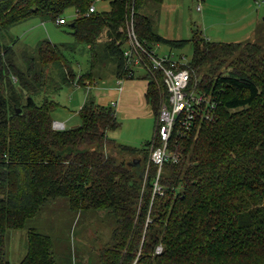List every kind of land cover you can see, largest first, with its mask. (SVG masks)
<instances>
[{"label":"trees","instance_id":"obj_1","mask_svg":"<svg viewBox=\"0 0 264 264\" xmlns=\"http://www.w3.org/2000/svg\"><path fill=\"white\" fill-rule=\"evenodd\" d=\"M98 1L0 0V32L32 18L64 20L74 10L75 43L88 47L94 59L89 72L78 73L62 45L44 41L24 72L14 49L0 45V264H10L8 232L24 230L60 198L69 200L72 211L104 210L116 219L100 264H264V44L217 43L198 31L190 40H169L155 28L164 0H110L108 11L88 14ZM130 22L156 55L161 45L193 47L191 61H179V68L190 71L191 86L196 82L215 109L212 120L199 115L183 136L174 131L170 150L179 162L162 168L163 195L154 192L159 168L150 161L152 147L161 145L158 115L170 98L163 74L146 71L156 125L153 140L141 148L110 137L121 127L116 110L90 94L104 37L113 73L120 80L136 78L122 48ZM53 66L63 68L65 86L88 91L81 125L63 131L53 129L52 113L60 104L51 97L38 101L49 90ZM137 159L141 169L130 166ZM28 234L20 264H57L52 239L34 229Z\"/></svg>","mask_w":264,"mask_h":264},{"label":"rangeland","instance_id":"obj_2","mask_svg":"<svg viewBox=\"0 0 264 264\" xmlns=\"http://www.w3.org/2000/svg\"><path fill=\"white\" fill-rule=\"evenodd\" d=\"M99 1L96 3L98 11L110 9V0ZM257 2L264 3V0H206L203 4L198 0H175L178 8L171 13V19L175 21L176 28L171 29L172 26L167 25L166 22L165 32L173 40H190L194 36V31H198L204 38L217 43L256 41L264 44V4L259 6ZM256 16H259L260 20L256 27V38L237 42L235 31L241 29V25L244 27L250 18ZM162 17L164 18V15ZM74 18L75 11L70 10L66 14L67 24L65 25L39 18L29 19L7 31L0 32V45L14 49L15 64L24 72L30 68L32 61L38 58L39 46L44 41L62 45L63 54L70 60L74 71L89 72L94 59L88 47L75 43L70 26ZM157 19L158 17L155 19L156 24ZM242 32L244 29L240 33ZM104 40L105 37L97 50L100 66L94 76L97 89H92V95L96 100V93L105 91L103 89L113 85L115 81L113 70L116 65L106 56ZM127 47L128 44L125 43L122 48L125 50ZM155 51L159 56L172 53L174 58L182 64L189 63L193 56L191 45L184 50H172L168 46L161 45ZM36 67V72L39 74L41 66L37 64ZM59 67L51 68L49 90H44L38 101L43 104L46 98L51 97L60 104L52 113L55 121L64 122V117H70L69 124L79 126L81 119L77 114L79 110L77 105L82 104L86 99L85 90L65 86L60 72L63 68ZM134 69L138 77L146 75L142 67L136 66ZM60 85H64L63 88ZM117 118L121 127L112 131L110 135L118 143L141 148L153 140L155 119L132 120L122 115H117ZM115 226L116 219L107 211L75 212L71 210L67 198H60L49 202L24 230L8 232L6 259L10 264H20L23 261L28 252L29 230L34 229L52 239L57 264H100V255L110 243Z\"/></svg>","mask_w":264,"mask_h":264},{"label":"built area","instance_id":"obj_3","mask_svg":"<svg viewBox=\"0 0 264 264\" xmlns=\"http://www.w3.org/2000/svg\"><path fill=\"white\" fill-rule=\"evenodd\" d=\"M257 4L260 6L264 3L257 2ZM96 11L97 8L94 4L88 14ZM65 20L67 21L66 18L61 19L57 23L66 24ZM127 34L128 47L124 52V57L128 64L134 68L140 66L145 71L152 69L161 72L170 95L169 104L162 106L158 115L157 140L161 145L153 146L150 153L151 163L159 168L154 192L163 195L162 187L159 184L162 168L169 161L179 162V155L170 150V141L174 131H177L179 136H183L184 133L193 128L194 121L199 115L203 120H212L214 114L211 111L215 109L209 97L198 90L196 82L194 86H191L190 71L179 68L180 63L173 55L159 56L146 49L137 37L133 22L128 24ZM53 129L61 131L65 129V125L55 121L53 122ZM161 252L162 248H158L157 253L160 254Z\"/></svg>","mask_w":264,"mask_h":264},{"label":"crops","instance_id":"obj_4","mask_svg":"<svg viewBox=\"0 0 264 264\" xmlns=\"http://www.w3.org/2000/svg\"><path fill=\"white\" fill-rule=\"evenodd\" d=\"M198 1L201 4L206 2V0H198ZM177 8L178 7H176L175 0H164L163 5L161 6L160 14L157 19V24L155 22V28L158 31V33L169 40H173V39L170 36H168L165 32L166 22L167 25L172 26L171 29L176 28L175 21L171 19V13H174L175 10H177ZM198 10H200V7H198ZM162 15H164V18L162 17ZM259 21H260L259 16H256L250 18L248 24H246L244 27L241 25L240 26L241 29L235 31L237 37L236 41L237 42L247 41L252 37L255 39L257 34L256 27L258 26ZM242 29H244V32L240 33ZM87 49L89 50V48ZM113 76L115 78L114 84L103 89L105 91L102 92L98 91L96 93L97 102L100 105H104V106L113 105L116 110V114L118 113L117 115H122L132 120L145 119V121H147L149 119L151 120L155 119L153 109L148 104L146 99L149 82L145 78V76L142 77L137 76L135 79H130V80H120L117 78L115 73H113ZM73 87L76 86L73 85ZM76 88L79 89L83 88L85 90L86 99H87L88 96L87 88L81 86H77ZM93 88L97 89V85L95 84V82L93 83V85H91L90 94H92ZM86 99L83 100L84 102H82V104L77 105L79 109L77 113L78 115ZM70 122H71L70 117H64L63 123H65L66 129L77 127L75 125L69 124ZM110 137L112 136L110 135Z\"/></svg>","mask_w":264,"mask_h":264},{"label":"water","instance_id":"obj_5","mask_svg":"<svg viewBox=\"0 0 264 264\" xmlns=\"http://www.w3.org/2000/svg\"><path fill=\"white\" fill-rule=\"evenodd\" d=\"M73 27V25H71ZM202 80V78H200V81ZM21 111L18 110V113H20ZM130 166L137 168V169H141V161L140 160H134L132 163H130ZM142 177H146V172L144 171H139Z\"/></svg>","mask_w":264,"mask_h":264},{"label":"clouds","instance_id":"obj_6","mask_svg":"<svg viewBox=\"0 0 264 264\" xmlns=\"http://www.w3.org/2000/svg\"><path fill=\"white\" fill-rule=\"evenodd\" d=\"M55 122V121H54ZM63 123V122H62ZM64 125H65V123H64ZM64 130H66V126H65V129ZM61 131H63V130H61Z\"/></svg>","mask_w":264,"mask_h":264}]
</instances>
